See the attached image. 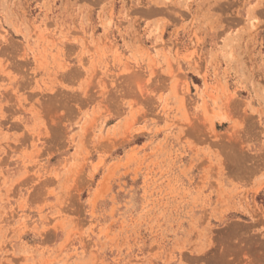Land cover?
Instances as JSON below:
<instances>
[{
    "label": "rangeland",
    "instance_id": "rangeland-1",
    "mask_svg": "<svg viewBox=\"0 0 264 264\" xmlns=\"http://www.w3.org/2000/svg\"><path fill=\"white\" fill-rule=\"evenodd\" d=\"M139 4L0 30V264H264V78Z\"/></svg>",
    "mask_w": 264,
    "mask_h": 264
},
{
    "label": "crops",
    "instance_id": "crops-1",
    "mask_svg": "<svg viewBox=\"0 0 264 264\" xmlns=\"http://www.w3.org/2000/svg\"><path fill=\"white\" fill-rule=\"evenodd\" d=\"M28 1L37 3L46 11L58 12V18H71L78 11L87 14L89 7H96L102 19L108 16V11L114 12L120 3L122 10H130L133 16L135 7L143 3L150 14L174 21L186 19L178 23L190 28V32L200 33V29L205 27L206 32L221 34L219 42L209 53V64L215 65L222 59L230 66V74L242 83L260 76L264 78V0H0V30L12 32ZM81 25L68 27L69 43L94 38ZM167 26L160 23L158 28L165 32ZM95 38L101 40L105 36Z\"/></svg>",
    "mask_w": 264,
    "mask_h": 264
}]
</instances>
